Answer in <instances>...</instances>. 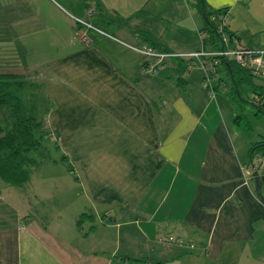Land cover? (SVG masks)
Returning a JSON list of instances; mask_svg holds the SVG:
<instances>
[{
  "label": "crops",
  "instance_id": "obj_1",
  "mask_svg": "<svg viewBox=\"0 0 264 264\" xmlns=\"http://www.w3.org/2000/svg\"><path fill=\"white\" fill-rule=\"evenodd\" d=\"M204 1L208 12L228 11L241 47L264 51V0ZM198 3L96 2L113 12L90 8L77 17L107 35L90 30L85 44L76 27L62 55L30 65L49 103L39 112L43 146L53 145L52 161L73 169L76 189L61 193L75 204L68 221L43 218L11 207L3 197L18 205L17 195L0 185V264H264V203L246 175L250 147L263 136L249 137L235 123L232 90L225 93L219 78L229 70L218 67L212 93L201 67L171 59L158 73H143L135 50L221 51L222 43H204L208 24ZM183 12L192 32L177 43L171 21L185 19ZM257 169L264 198V161ZM85 213L94 218L79 227ZM168 237L188 246L160 242Z\"/></svg>",
  "mask_w": 264,
  "mask_h": 264
},
{
  "label": "rangeland",
  "instance_id": "obj_2",
  "mask_svg": "<svg viewBox=\"0 0 264 264\" xmlns=\"http://www.w3.org/2000/svg\"><path fill=\"white\" fill-rule=\"evenodd\" d=\"M103 1L0 0V74L21 73L29 77L33 76L29 69L30 65L40 64V62H52V60L62 55L63 41H68L70 38L73 40V36H76V27L80 21L77 17L79 16L78 13H89L90 8L93 10L97 8V13L113 12V10H109L103 5V12L99 8L100 5L95 7L96 2L103 3ZM183 14L186 20L179 19L176 23L171 21L174 28H170V30L178 38H176L177 43H179L180 38L183 36L189 37L192 32L191 22L185 12ZM177 23L179 24L178 27H176ZM186 29L190 34L180 35L181 30ZM58 40L61 41V44H58ZM39 67L35 66L33 68L37 69ZM219 78L225 79L226 87L223 88L225 93L231 92L233 83L229 74L227 76L226 72H222L219 74ZM254 83L255 85L261 84L259 79H254ZM40 93L41 101L38 98V106L40 112H42V110L49 107V103L45 90L40 89ZM241 94L243 98H248L252 95V90L249 86L244 85ZM220 95L224 96V92ZM226 97L231 99L232 94L230 93ZM232 104L235 106L236 113L239 115L244 114L249 126H251V130L243 129L245 133L249 137H253L255 134L252 133L258 132L264 137V117L255 118L254 112L245 103L237 106V103L232 100ZM44 147L47 153L43 158V165L41 169L32 170L31 181L28 184L23 187H13L5 184L0 178L1 186L14 189L13 192L17 195V203L19 202V204L15 205L6 195L3 200L8 202L11 207H16L20 212H22L21 205H25L33 214H42L43 218L45 215L61 214L63 219L66 218L68 221L73 217L68 208L72 209L75 203L71 197L62 198L61 192L63 191L62 188L65 189V187L76 189V177L73 169L67 166L64 161H52V158L56 159L58 157L57 149L53 145L52 147ZM42 169L46 171L41 173ZM38 172L39 174H37ZM42 175H45L44 179H42ZM51 176H55V178L52 179ZM34 218H41V216ZM74 227L76 229V226Z\"/></svg>",
  "mask_w": 264,
  "mask_h": 264
},
{
  "label": "trees",
  "instance_id": "obj_3",
  "mask_svg": "<svg viewBox=\"0 0 264 264\" xmlns=\"http://www.w3.org/2000/svg\"><path fill=\"white\" fill-rule=\"evenodd\" d=\"M198 6L204 12L208 24L209 38L204 40L206 46L215 45L218 42L224 46L222 50L234 46L233 39H237V37L229 32L227 27L228 43H231V46H229L223 35L218 32L216 22L212 21V17L215 15H229L228 11L208 12L204 0H199ZM77 27L80 32L84 30V26L80 23L77 24ZM155 49L167 52L159 50L161 48L158 49V47ZM220 65L226 66L230 73L233 83L231 99L237 103V106L241 103L247 104L254 112L255 118L264 117V85H255L254 83V79L264 81V75H254L251 69L241 66L233 58H220L216 75ZM181 80L183 79H179V81ZM244 85L249 86L252 90V95L248 98H243L241 94ZM39 90V85L25 74H0V178L5 184L13 187H23L28 184L31 181L32 170L41 169L43 158L47 153L43 146V143L47 140L46 133L39 115ZM243 119L245 120L243 121ZM235 123L244 130H251L244 114H237ZM256 158L259 161L255 163ZM260 159L264 161V137H261L250 147L248 170L251 179H253L254 169H257L261 162ZM261 197L259 199L264 203V198L262 195ZM87 218L93 219L94 216L86 213L82 214L78 219V226L80 227L81 223ZM174 245L188 246L174 240L171 244H167L170 247ZM189 246L195 249L194 245ZM132 262L138 263L141 261L134 260Z\"/></svg>",
  "mask_w": 264,
  "mask_h": 264
},
{
  "label": "built area",
  "instance_id": "obj_4",
  "mask_svg": "<svg viewBox=\"0 0 264 264\" xmlns=\"http://www.w3.org/2000/svg\"><path fill=\"white\" fill-rule=\"evenodd\" d=\"M228 20V14L215 15L212 17V21L216 22L217 24L218 32L223 35L227 44L229 42L228 35L226 34ZM79 23L84 26V30L81 33V39L85 44H90L92 42L88 34L90 30H93L99 34L107 35L106 33L81 20ZM233 41L234 46L219 52L200 51L196 53L178 55L169 52H161L150 46L145 48H135V50L144 57V66L142 68L143 73L156 74L159 72V69L162 67L163 63L171 59H182L187 61L192 67H201L206 71L204 85L205 87L212 89L211 91L213 93L212 81L213 77L216 75L217 65L220 63V58H233L241 66L251 69L254 75H264V51H254L241 47L239 44H237L236 38H234ZM246 175L249 177L251 174L248 171L246 172ZM172 241V238L160 240L162 244L166 245L171 244Z\"/></svg>",
  "mask_w": 264,
  "mask_h": 264
},
{
  "label": "water",
  "instance_id": "obj_5",
  "mask_svg": "<svg viewBox=\"0 0 264 264\" xmlns=\"http://www.w3.org/2000/svg\"><path fill=\"white\" fill-rule=\"evenodd\" d=\"M252 177L254 179L257 196L261 199L262 198L261 194H260L261 183H260V178H259V174H258L257 169H254Z\"/></svg>",
  "mask_w": 264,
  "mask_h": 264
}]
</instances>
